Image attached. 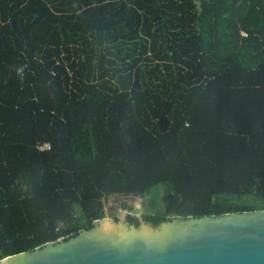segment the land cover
<instances>
[{
    "label": "trees",
    "instance_id": "obj_1",
    "mask_svg": "<svg viewBox=\"0 0 264 264\" xmlns=\"http://www.w3.org/2000/svg\"><path fill=\"white\" fill-rule=\"evenodd\" d=\"M116 194L264 210V0H0V259Z\"/></svg>",
    "mask_w": 264,
    "mask_h": 264
},
{
    "label": "water",
    "instance_id": "obj_2",
    "mask_svg": "<svg viewBox=\"0 0 264 264\" xmlns=\"http://www.w3.org/2000/svg\"><path fill=\"white\" fill-rule=\"evenodd\" d=\"M104 220L5 256L0 264H264L263 209L172 217L158 226L128 225L122 218L119 224L108 221L111 232L101 234Z\"/></svg>",
    "mask_w": 264,
    "mask_h": 264
},
{
    "label": "flooded vegetation",
    "instance_id": "obj_3",
    "mask_svg": "<svg viewBox=\"0 0 264 264\" xmlns=\"http://www.w3.org/2000/svg\"><path fill=\"white\" fill-rule=\"evenodd\" d=\"M114 197V208L117 210V212L121 213V212H125L124 217L126 218V220L129 222V218L131 217H135L138 221H140V219H142V216L144 214H151L153 211V207L151 206V204H149V199H150V195H145L142 198H145V201L143 202L144 205H149L147 208H149L151 211L149 212H143L141 214L140 217L134 216L132 211L134 210V205H133V201L134 199H138L140 198V196H124V195H113ZM123 202H125L128 206L127 209L122 207ZM142 204V205H143ZM107 213L114 218H117V215L115 214V210H111V208H109V210L105 209L104 210V215H107ZM105 217V216H104ZM130 223V222H129Z\"/></svg>",
    "mask_w": 264,
    "mask_h": 264
},
{
    "label": "rangeland",
    "instance_id": "obj_4",
    "mask_svg": "<svg viewBox=\"0 0 264 264\" xmlns=\"http://www.w3.org/2000/svg\"><path fill=\"white\" fill-rule=\"evenodd\" d=\"M131 201H133L132 203L134 205V210L132 211V213H133L134 216L140 217L143 212H149V211H151L149 208H147L149 205H144L143 204V202L145 201V198H142L141 199V197H140L138 199H134V200H131ZM102 202H103V208H104V210L105 209L106 210L107 209L109 210V208H111V210H115V214L117 215V218H114V217H111L108 213H107V215H104L103 214V217L105 216L104 217L105 219H107L110 222H115L116 224L117 223L119 224V223H121V219L123 218L126 224L133 225V224H130L126 220V218L124 217L125 212L119 213L114 208V197H113V195H109V196L104 197L103 200H102ZM175 218H177V217H175ZM143 223H144V221L142 219H140L139 225H142Z\"/></svg>",
    "mask_w": 264,
    "mask_h": 264
},
{
    "label": "bare ground",
    "instance_id": "obj_5",
    "mask_svg": "<svg viewBox=\"0 0 264 264\" xmlns=\"http://www.w3.org/2000/svg\"><path fill=\"white\" fill-rule=\"evenodd\" d=\"M111 230H112V228H111L110 224L108 223V221L104 220L103 222H101L97 231H98V233H101V234H109L111 232ZM146 232H147L146 228L141 229L142 234H144Z\"/></svg>",
    "mask_w": 264,
    "mask_h": 264
},
{
    "label": "built area",
    "instance_id": "obj_6",
    "mask_svg": "<svg viewBox=\"0 0 264 264\" xmlns=\"http://www.w3.org/2000/svg\"><path fill=\"white\" fill-rule=\"evenodd\" d=\"M40 149H43V148H49V145L47 143H44L43 145L39 146Z\"/></svg>",
    "mask_w": 264,
    "mask_h": 264
}]
</instances>
